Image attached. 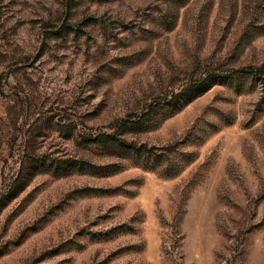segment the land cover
Returning <instances> with one entry per match:
<instances>
[{
  "label": "rangeland",
  "instance_id": "1",
  "mask_svg": "<svg viewBox=\"0 0 264 264\" xmlns=\"http://www.w3.org/2000/svg\"><path fill=\"white\" fill-rule=\"evenodd\" d=\"M3 185L0 264H264V0H0Z\"/></svg>",
  "mask_w": 264,
  "mask_h": 264
},
{
  "label": "trees",
  "instance_id": "2",
  "mask_svg": "<svg viewBox=\"0 0 264 264\" xmlns=\"http://www.w3.org/2000/svg\"><path fill=\"white\" fill-rule=\"evenodd\" d=\"M213 83H214V81H210V82L205 83L204 86H203V89L208 88V87H209L211 84H213ZM6 187H7V186L3 185L2 189H1L0 194H1L2 196H3V195L6 193V191H7V190H5Z\"/></svg>",
  "mask_w": 264,
  "mask_h": 264
}]
</instances>
